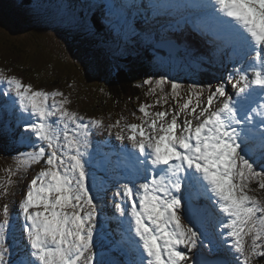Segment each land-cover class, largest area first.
<instances>
[{"label":"snow or ice","instance_id":"6c2138e0","mask_svg":"<svg viewBox=\"0 0 264 264\" xmlns=\"http://www.w3.org/2000/svg\"><path fill=\"white\" fill-rule=\"evenodd\" d=\"M199 7L213 9L208 15L216 39L238 50L242 61L251 57L254 63L236 69L239 79L222 81L208 90L206 98L205 90L195 84L188 85L185 98L184 85L169 78L145 80L150 94L159 89L161 95L155 104L140 105L139 116L132 113L140 123L122 125L117 120L108 126L118 129L117 140L127 139L135 149L121 151L136 175L117 180L113 193L119 198L115 209L129 220L127 242L135 246L136 259L129 264H189L188 253L198 252L205 240L213 244L211 234L197 227L208 211L198 203L201 197L213 205L215 227L233 239L241 264L264 256V199L250 194L255 191L250 187L253 182L264 190V132L257 140L249 128L254 119L249 113L256 103L253 86L264 96V0H211ZM97 67L106 73L135 70L128 65ZM249 69L251 79L241 74ZM0 82L7 83L21 110L36 118L24 128L28 134L24 142L33 144V138L40 142L37 151L21 153L42 165L25 185L19 202L29 249L21 264H94L99 206L98 193L93 195L96 174L90 171L89 148L91 129L102 122H85L83 116L70 112L66 107L70 101L60 91L35 90L2 73ZM228 84L242 98L240 103L233 102ZM169 96L175 106L164 108ZM157 105L164 110L150 111ZM259 115L264 117V111ZM257 153L262 161L259 170L250 158ZM0 214V264H8L7 204ZM200 264L213 262L206 259Z\"/></svg>","mask_w":264,"mask_h":264},{"label":"rangeland","instance_id":"374dc122","mask_svg":"<svg viewBox=\"0 0 264 264\" xmlns=\"http://www.w3.org/2000/svg\"><path fill=\"white\" fill-rule=\"evenodd\" d=\"M62 0H33L34 4L45 7L50 11H58L60 12V20L64 22L61 14L68 10V3H72L74 5H79V0H64L63 4H59ZM97 7V13L93 12V9L88 8L89 3H93ZM140 1V0H139ZM106 2V0H87L85 4L87 7V13L91 16L92 23L97 28L104 27V22L108 21L106 11L103 10L102 6ZM211 2V1H210ZM82 3V2H81ZM83 5V4H82ZM204 5L200 4L199 6ZM51 7V8H50ZM90 7V6H89ZM85 8V7H84ZM201 10H204V7H199ZM140 9V8H139ZM1 10V7H0ZM134 10V9H133ZM132 10V11H133ZM148 10L150 12V5L148 4ZM99 11V12H98ZM70 12V10H68ZM7 13L10 14L9 23L10 25L1 23L0 24V73H2L5 77L15 76L20 79L24 84H30L33 86L35 90H42L45 92H54L60 91L64 94L70 103L66 105L70 112H75L79 116H83L85 118V122L88 120H99L102 122V126L99 128H92V135L90 136V148L89 153L91 156V160L93 162L90 171L95 173H102L99 169V163H108L109 167H107L106 175L108 177V181H112L113 186L107 187L106 191H103L101 194L97 196L98 206H99V214H98V228L97 233L94 237L95 247L93 249L95 253V261L94 264H108L106 261L107 254V243L104 236L103 230L108 229L107 236H111V226H109L110 222H105L111 218V215L114 217L115 212L117 214V210L115 209V203H117L118 197H114L113 193L115 191L116 181L123 180L121 176L123 174L118 173L115 169L118 167V163H110V158L108 157L107 149L110 146H116L117 149H122L124 146H128L132 148L131 143L125 139L123 142L116 139V132L118 129L109 130L108 126L110 124L115 123L117 120L121 121V124L125 123H135L139 124L140 121L136 119L132 113H136V116H139L140 113L137 111L138 107L142 104H155V102L159 99L160 94L157 96L151 97H142L141 89L138 88L136 90V94L133 96V100H129L128 98L123 100H119L117 104H107L104 102H100L101 100H107L105 98L106 92L104 90H99L93 82H89L84 75L83 66L81 62L79 63L78 58L84 52L89 51L90 42L81 41L77 38L78 32H74L71 36L69 31H72L68 28H60L54 25L40 24V23H24L22 20L25 18V12L18 14L13 9L12 10H1L0 16L6 17ZM72 17L64 14L65 18L71 20L72 18H76V14L79 16L81 11L77 9L74 12H70ZM18 14V15H15ZM101 17H100V15ZM152 14V13H151ZM82 15V14H81ZM131 17V16H130ZM121 18V17H120ZM139 18V17H138ZM135 19L134 23H129V16L123 15L120 21H116V25L118 28L120 27H130L134 31L129 33L125 32L126 36H133L136 30V24L138 26L143 27V31L146 29L147 25L141 24L139 19ZM151 20L157 21L160 19L157 15L152 14L150 17ZM204 21L206 19L202 17ZM20 21L23 26L22 29L26 32L12 36L10 35L11 31L16 28L15 21ZM88 17L83 21H87ZM210 22L211 21H207ZM109 24V22H107ZM106 27V26H105ZM114 27V26H113ZM51 28V29H50ZM80 29V28H77ZM81 31V29H80ZM106 31V30H103ZM114 31V30H113ZM123 32V30H122ZM105 33H110L111 39H114V34H111L110 31H106ZM165 33H160L158 36H154L150 34L148 37L150 38H163ZM84 37L91 41L90 38ZM132 38V37H131ZM130 38V40H132ZM127 39V38H125ZM141 40H145L144 35L140 37ZM131 42V41H130ZM151 42V41H150ZM143 44L145 42H142ZM152 43V42H151ZM141 44V43H140ZM229 45V44H228ZM145 47V44L141 48L138 47V50H128V53L131 55H140L143 60L151 59L150 65L148 68L144 66L146 70L152 69V54L154 46L145 54V50L142 48ZM78 48V50H77ZM118 52H126L125 49H113ZM202 61H204V53L198 56ZM60 58V59H59ZM138 63V62H137ZM145 62L144 64H146ZM167 64L166 61H164ZM143 64V65H144ZM82 66V69L80 68ZM219 67L223 70H227L230 65L222 63ZM229 72V70H228ZM86 74V70H85ZM152 80H159L157 77H151ZM233 79V77H232ZM237 80V79H236ZM211 81L217 82L215 78ZM99 84V83H97ZM0 91H5L8 93L5 96V100L0 96V106L2 108L6 107L5 110H12L11 116H13L18 122L19 125L15 126V133H18L22 130L24 132V128L28 126L29 123L36 122L35 117H31L28 113H25L21 110L19 102L13 92L9 90V86L7 83L0 82ZM137 86H139L137 84ZM154 86V85H153ZM8 87V88H7ZM105 89V88H104ZM106 90V89H105ZM158 91V89H157ZM94 95V96H93ZM208 94L204 92V97L206 98ZM186 98V94L183 95ZM57 99H61L58 97ZM182 102V101H181ZM175 106V101L172 99L168 100V104L164 106V108H171ZM159 105L154 108H151L150 111H160L164 110ZM8 119L6 121L9 122L10 117L7 116ZM55 119V118H53ZM258 120V118H254L252 121ZM255 131L259 132L260 130H264V124L260 123V126L257 125ZM26 136L27 133L24 132ZM8 139V138H7ZM39 141H35L33 138V144H31L28 152H34L38 150ZM133 149V148H132ZM2 151V150H0ZM3 152H5L3 154ZM1 152L5 157L9 155L12 156L13 152L11 150H5ZM24 151H20L19 154H15L12 158L3 160L0 157V213H2V208L5 204L8 205L10 211V225L6 233V241L8 252L6 254V260L8 264H21L24 258L19 259L18 261L13 260V253L19 250V247L22 243H26L24 245V249L21 251L22 253L27 252V240L23 234L22 226L24 224L23 215L20 212L19 202L22 199L23 190L25 185L30 181L33 174L38 171L42 165H37L31 163L28 157L21 155ZM123 151H118V157L123 156ZM113 157V155H112ZM85 159H89V156H85ZM253 160V159H252ZM260 159H255V161H259ZM257 169L261 167L262 163L256 164ZM114 168H112V167ZM250 185H257L253 182ZM98 186L103 188V184L100 181H96L95 187ZM93 195L94 192H93ZM8 197H10V201H8ZM114 198V199H113ZM261 199H264V194H261ZM203 205L206 206V200L203 198ZM207 213L204 214V217L201 216V223L197 226L200 231H207L211 234V238L213 240V244H209L207 240L204 241V246L202 248L206 249V252H211L210 259L214 256H220L222 259H226V263L228 261L231 264H241V259L239 254L236 253L235 249L232 247L234 241L228 235L226 230L223 231L221 235V229L215 227V218L212 215L211 209L213 205L211 203L207 204ZM102 209V214H101ZM115 211V212H114ZM112 213V214H111ZM120 214H118L119 216ZM101 218H103L101 220ZM214 221L213 223L210 222ZM3 221V215L0 214V222ZM104 223H103V222ZM111 221V220H110ZM129 222V220H128ZM127 223V222H125ZM123 227L122 224L119 227ZM20 229V232H17ZM125 230V229H123ZM99 238L103 240L104 244L102 250L99 248ZM126 239V233H121L122 242ZM203 239V237H202ZM250 242V238H246ZM226 245L222 246V245ZM23 245V244H22ZM124 248V244L121 243L119 250ZM230 248V249H228ZM182 251L187 252L186 249L182 248ZM264 251V249H261ZM221 253V254H220ZM192 259L189 261V264H200V261L206 260L207 257L202 255L201 248L198 252L188 253ZM229 256H233L235 260L228 258ZM105 257V261H104ZM201 257V260H200ZM209 260V259H207ZM117 264H129V260L126 258H121ZM252 264H264V256H257L252 260Z\"/></svg>","mask_w":264,"mask_h":264},{"label":"bare ground","instance_id":"6f19581e","mask_svg":"<svg viewBox=\"0 0 264 264\" xmlns=\"http://www.w3.org/2000/svg\"><path fill=\"white\" fill-rule=\"evenodd\" d=\"M112 1L117 2L118 0H112ZM139 2H141L139 4L142 5V1ZM160 2L164 4V5H160V8L162 9L161 14L158 12V4ZM201 3L206 5V4H210L211 2L210 0H158V3L156 5L150 7L151 9L150 12L152 14H156L160 18L157 21H154L155 24L152 25L153 27L151 26V24L145 23L147 25L146 29L144 31H139V29L140 28L143 29V27L138 26V24H136L137 31L135 32L133 39L135 42H137L136 48L137 49L138 47L141 48V45L143 46L145 44V47L142 48V50H145V54H148V52L152 49V46H154L153 51H151V54L153 53L152 61L156 63L152 67L156 69H166V68L168 69V68H173L174 65L180 67L178 63L182 65H188L187 62L190 63V65L192 66V70H186L180 67L181 72L176 76L178 78L172 80L173 82L184 85V89L181 93L182 96L184 94L187 95V87L190 84H195L197 87L203 88L205 90L204 92L208 94V90L210 88L214 89L222 81L227 82L229 78L232 79L233 77L232 80L233 82H235L236 79H239V76L236 73V69H240L242 67L247 68V66L251 64L249 62L250 57L246 61H242L241 54L238 52V50L233 49L231 45H228L223 41L216 39V37L212 34V31L210 30L211 23L204 21V19H202V17L205 18V11L199 8V5ZM136 5L137 4L135 3L131 5V13L133 12L132 10L136 7ZM206 9L209 11L213 10L209 8ZM125 13L127 14L130 12H125ZM132 16L133 15L131 14V17ZM206 17L209 18L208 13L206 14ZM135 18L137 19L138 16H136ZM128 22L134 23L132 21H128ZM205 25H207L208 27L206 32L203 29ZM158 26H159V31L155 33V30ZM124 29L125 27H123V31ZM160 33H165L166 35H164L163 38L148 37L150 34H153L154 36H158L160 35ZM200 34L201 36H204V40H207V42L204 45V50L202 52H199V49L197 48V44L200 43V40H202L203 38V37L200 38ZM142 35H144L145 37L144 41L140 39ZM142 42L145 43L143 44ZM203 53H204V61H202L198 57ZM250 60L251 62L253 61L252 59ZM164 61H166L167 64H165ZM175 61L178 63H176ZM146 62H147L146 64H148L149 62H151V59L149 58V60L148 61L146 60ZM144 63L145 62H143L142 59L140 58L139 60H134L132 67L138 72L139 71L143 72L146 70L144 68L145 65H143ZM222 63L229 64L230 67L225 71L219 67V65ZM238 63H242V64L237 65ZM172 64L173 66H171ZM147 66H149V64L146 65L145 67ZM202 72L204 73V83L202 82L200 77V73ZM241 74H247L250 77V79L252 78L251 69H249L246 73L242 71ZM158 76H159L158 73L152 74V77H158ZM212 77H218L220 81L212 82L210 81ZM135 78H137L136 81L142 82L143 84L142 88H144L146 85L144 83L145 80L152 79V78H146L145 73L142 75V79H144L143 81L141 77L136 76ZM137 87H141V86H137ZM228 92L229 95L232 96L234 103L241 102L242 98L237 97L235 95V90L232 89L231 84H228ZM259 93H260V89L254 85L252 96L256 100V103L252 104V108L255 111L249 114L253 115L254 118H258V120L259 118L262 120L264 119V117H261L259 113L264 111V107H261L262 105H264V96H260ZM7 94L8 93H6L5 91H0V96L4 100ZM169 99H172L171 96L169 97ZM5 109L6 107L2 108L0 106V121L4 120V122L8 125L9 123L6 122V119L4 118L9 115L11 120L12 110L10 109L5 110ZM256 121L257 120L252 121L251 124L249 125V128L253 130L251 135H253L258 140L260 132H264V130L263 131L260 130L259 132L255 131L254 128L256 127L255 124ZM15 123L16 125H19V122L17 120L15 121ZM14 133L15 132L13 131V134ZM15 134L16 136L20 135L19 140H21V138L23 137L22 135H25L24 132H22V130ZM111 148H112L111 150L112 152L110 153V157H111L110 163H112V160L114 161V163H118V167L115 170L118 173L123 174L121 178H128V179L134 178L136 175L135 169L130 163L127 162L126 160L127 154L124 152V155L120 156L119 158L118 151H121V149H117L116 146H111ZM122 149H126L127 152H131L132 150H134L128 146H124V148ZM0 157L3 160L10 158L2 155H0ZM250 158L253 159V161H255V159H260L259 153H257L256 156ZM255 162L256 164L262 163L261 159L258 162L257 161ZM107 167H108L107 163H101L99 165V168L102 171H107ZM116 201L119 202V199H117ZM208 203L210 202L206 200V206ZM208 209H210V207ZM108 221L110 222L109 226H111V231H110L111 236L110 237L107 236L108 229L106 227L104 236L106 239V243L108 244V254L106 256L105 262L108 261L116 262L119 258H121V256L128 259L129 261L136 259V254L134 250L135 246L134 245L130 246L129 243L127 242V236H128L127 231L129 225L128 219L121 216H117L115 212L114 217L111 215V218L105 222ZM122 222H123V227L121 226L119 227V225L122 224ZM210 222L213 223L214 221L210 220ZM200 223L201 221L197 223V226ZM17 230H19L17 232H20V229ZM122 232L126 233V239L123 242L121 240ZM121 243L124 244V248L119 250L118 245L119 244L121 245ZM222 246L227 247L224 244ZM23 249H24V245L21 244L19 250L22 251ZM19 250H18L19 256L23 255V253ZM26 250L27 252H25V255L29 252L28 248H26ZM228 258L235 260L233 256H229ZM210 260L213 262V264H218V262L222 264H231L229 261L228 263H226L227 260L222 259L218 255L214 256Z\"/></svg>","mask_w":264,"mask_h":264},{"label":"trees","instance_id":"16d2710c","mask_svg":"<svg viewBox=\"0 0 264 264\" xmlns=\"http://www.w3.org/2000/svg\"><path fill=\"white\" fill-rule=\"evenodd\" d=\"M3 1H5V0H3ZM18 2H19V0H17ZM0 4L1 5H3V6H5L4 5V3L0 0ZM82 4L83 3H81V1H80V4L79 5H74V4H72V3H68V9L70 10V12H72V11H76L77 9H79L80 11H81V13H83L82 15H81V18L83 17V18H86V16H90L88 13H87V9H86V5H84V7L85 8H82L83 6H82ZM91 5H92V8L94 7H96V5L94 4V2L93 3H89L88 4V8L89 9H91ZM90 6V7H89ZM1 7V6H0ZM51 8V7H50ZM1 9H2V7H1ZM97 8L96 9H94L93 10V12H97ZM16 12V11H15ZM70 12H65V14L66 15H69V16H71L72 17V15H71V13ZM123 15L124 14H122V15H120V17L122 18L123 17ZM127 17L129 16H131V14L130 13H127V14H125ZM81 20H84V19H81ZM1 22V21H0ZM146 25V24H145ZM51 29V28H50ZM120 32H122V30H123V27H120L119 29H118ZM124 31L125 32H129V33H131V32H133L134 30L133 29H131L130 27H125V29H124ZM139 31H143V29H139ZM168 34V33H167ZM135 35V34H134ZM134 35L133 36H131L130 37V35L129 36H126L127 37V39H132V40H130L131 41V43H130V49H132V50H138L136 47V44H137V42H135L133 39H134ZM134 56V60H139L140 58H141V56L140 55H133ZM60 59V58H59ZM142 59V58H141ZM142 61L143 62H146V60H143L142 59ZM176 62V61H175ZM155 63L156 62H153L152 63V66H154L155 65ZM176 63H178V62H176ZM179 64V66L182 68V69H186V70H192V66L190 65V63H188L187 62V64L188 65H182V64H180V63H178ZM145 66L146 65H148V64H144ZM150 66V65H149ZM149 66H147L146 68H148ZM171 66H173V64L171 65ZM180 67H178V66H176V65H174V69L173 68H166V69H156V68H154V67H152V69H150L149 71L148 70H145V71H143V72H141V71H136V70H134V71H127L126 72V78L123 80V81H121V82H118V83H115V84H112L111 86L108 84V83H104L103 84V88H98L99 90H104L105 92H106V96H105V98L107 99V100H101L100 102H104V103H107V104H117L118 102H119V100H123V101H125V99L126 98H128L129 100H133L134 99V95L136 94V90L138 89V88H140L141 89V92H142V86H143V84H142V82L141 81H136V79L137 78H135L136 76H138V77H141V79H142V75L145 73L146 74V78H151L152 77V74L153 73H158L159 74V76L157 77V78H161L162 76L164 77V78H169V79H171V80H173V79H175V78H178V77H176L180 72H181V69H180ZM144 79H142V81H143ZM111 83V82H110ZM139 85V86H141V87H137L136 85ZM106 90H105V89ZM166 93L168 92L167 90L165 91ZM141 95V94H140ZM161 95V94H160ZM94 96V95H93ZM149 97H151V96H149ZM170 97V96H169ZM126 102V101H125ZM2 122H3V124H2V127L3 128H6V126H7V124L4 122V120H2ZM6 122H8V121H6ZM19 138H20V135H18V136H16V134L14 133H12V138H5V140H0V150H2V151H0V155H2V156H4L3 154L5 153V152H3V151H5V150H11L12 152H13V154H12V156H15V154H19V152L20 151H22L23 149H24V147H23V145L18 141L19 140ZM1 152H3V154L1 153ZM12 156H8V157H12ZM253 189H255V192L260 196V191L264 194V190H261V189H259L258 188V185H253V187H252ZM251 194V193H250ZM8 199V201H10V197H8L7 198Z\"/></svg>","mask_w":264,"mask_h":264},{"label":"water","instance_id":"95a60500","mask_svg":"<svg viewBox=\"0 0 264 264\" xmlns=\"http://www.w3.org/2000/svg\"><path fill=\"white\" fill-rule=\"evenodd\" d=\"M1 18H2V20H0L1 21L0 24L4 23L7 25H10V23H9L10 17H7L8 20L5 17H1ZM15 26H16V28L11 31L10 35L17 36V35H21V34L26 32L25 30L22 29L23 24L20 21L16 20ZM77 50H78V48H77ZM101 55L102 54L99 51L91 50L85 54L82 53L80 55V58H78L85 65L86 79L89 82L106 81V82H111L112 84L123 81L127 76L126 71H119L118 73H115L114 71H112L111 73L107 74L106 72L98 69L97 65L100 64L98 58H101ZM91 60H94V62H91ZM85 70H84V72H85ZM202 255H205L207 257V259L210 260V254L208 252H206L205 250L203 251ZM200 260H201V257H200ZM218 264H222V263L218 262Z\"/></svg>","mask_w":264,"mask_h":264}]
</instances>
